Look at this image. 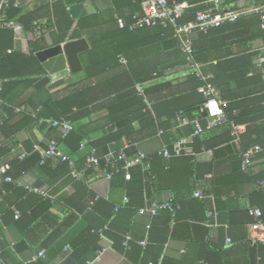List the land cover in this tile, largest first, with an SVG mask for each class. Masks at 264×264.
I'll use <instances>...</instances> for the list:
<instances>
[{"label": "crops", "instance_id": "0c3cea01", "mask_svg": "<svg viewBox=\"0 0 264 264\" xmlns=\"http://www.w3.org/2000/svg\"><path fill=\"white\" fill-rule=\"evenodd\" d=\"M209 1L204 0L200 4H208ZM16 2L22 13H34L37 17L30 22L29 29L0 30V46L9 43L6 52H2L0 57L12 52L34 55L41 72L29 77H35L36 82L47 75L48 70L56 67L67 69V74L63 82L52 89H37L34 87L35 82L12 104L0 97V126L8 119L12 123L20 117L15 109L21 107L25 100L40 104L50 93L83 80L85 67L89 64L98 74L91 84L89 115L77 123L84 129L90 128L91 140H99L106 135L109 127L112 130L121 127L123 130L125 127L121 122L128 123L129 115H132L137 105L125 93L133 86L134 78L145 77L151 71L161 72L159 76L142 83L145 91L143 102L153 111V129H143L137 121H133L131 126L135 135L143 138L135 141L124 138L123 147L132 146L137 151L153 154L172 142V155H192L193 158L185 165L171 167L167 180L162 182L156 192V200H167L177 190L186 194L188 188L183 190L181 185L189 166L193 171L195 190L201 191L203 197L199 198L201 200L197 206L187 205L178 222L185 224L192 234L203 235L212 247L223 246L226 237L232 238L233 242L224 251L225 264H264V245H250L246 240L249 224L255 220L251 210L254 207L261 209L263 204L262 200L254 199L253 196L257 191L256 181L264 178V152L254 157L249 171L242 170L239 147L232 138L225 141L221 127L201 133L206 137L208 149L198 152L191 150L189 127L173 116L178 109H189L195 104L198 97L196 93L199 92L193 89L196 73L188 63L179 62L174 47L177 41H174L173 46L170 38L161 36L160 28L145 27L130 31L117 24L116 19L119 17L129 21L133 13H141L139 0ZM261 2L221 0L224 8L240 10L239 17L252 20H260L258 7ZM62 11L67 12L68 20L74 24L92 16V24L79 29L78 35H73V30H67L66 24L59 18ZM52 22L59 24L55 30L48 27ZM250 31H247L248 36L252 34ZM66 43L77 44L65 51L62 47ZM57 45L61 46L60 52L44 56L40 54ZM241 55H249V59L245 56L244 68L239 58ZM200 56L203 58L199 62L200 71L208 78L215 76L221 87V90L217 88L219 99L240 112H251L256 108L255 113L246 116L252 119V127L262 136L260 140L264 139V38L254 37L249 42H240L237 35L222 37L220 34L212 42L203 40L200 43ZM58 57V60L51 61ZM49 61L47 68L45 63ZM15 69L9 67V70ZM3 83L0 78V89ZM200 113L201 109L197 114ZM112 118L115 120L110 121ZM240 124L245 127L241 133L244 134L246 123ZM58 135V129L55 131L46 126H33L16 135L18 142L13 150L18 152L21 162L10 168V174L17 185L36 184L43 177L40 167L35 164L36 155L23 158L27 151L22 140L31 136L37 143H46ZM176 144H180L178 154L174 152ZM52 159L54 163L57 162V159ZM59 183L60 180L56 184ZM43 186L51 189L46 183ZM89 186L105 197L111 195L117 202H122L125 194L123 188L110 189L106 179H92ZM188 196L194 197L191 193ZM11 203H15L12 198L0 203V258L7 264H134L133 258L109 245L108 239L100 238L92 242L88 220H83L80 213L66 212L62 202L49 206V209L46 204L37 203L20 219L15 216V207ZM208 211L216 212L215 216L209 217L211 225L206 223ZM261 220L264 223V217ZM186 245L184 240L171 239L165 246L164 255L179 261ZM103 247L107 248L98 254ZM41 250L44 255L38 256ZM193 264L204 263L198 260Z\"/></svg>", "mask_w": 264, "mask_h": 264}, {"label": "trees", "instance_id": "16d2710c", "mask_svg": "<svg viewBox=\"0 0 264 264\" xmlns=\"http://www.w3.org/2000/svg\"><path fill=\"white\" fill-rule=\"evenodd\" d=\"M167 2L168 4H173L174 2L187 3V7L177 20L179 23L193 20L196 11L207 6V4H200L204 2V0H167ZM5 13L8 19H13L20 23L22 27L28 29L31 26L30 22L37 17L34 13H22L20 8L13 4H10L9 7L5 9ZM132 15L129 21H125L122 18L125 21V26H123V28L128 29L127 24L131 22ZM59 18L61 22L66 24L67 30L70 28L73 30V35H78L79 29L90 26L93 21V17L88 16L74 24L68 20V14L65 11H62V14L60 13ZM57 26H59L57 22H52L48 25L49 28L54 30ZM145 27L160 28L161 36L170 38L171 42H173V46L174 41H177V46H174L175 54L180 59V63H186L185 54L180 49V41L174 35L170 26L158 24L154 26H144L142 28ZM8 29L11 30L5 27L0 28V30ZM252 30H254V32ZM196 31L198 32L194 34ZM196 31L192 32L190 35L193 48L192 57L196 62H201L203 59L200 56V43L203 40L212 42L217 39L220 34L222 37L237 35L240 42H249L254 37L264 38V29L260 26V20L247 19V17H238L234 21H225L218 26L198 29ZM247 31L252 32V34L248 36ZM225 32H228V34ZM8 46L9 43L3 47L0 46V56H2V52H6ZM245 56L249 59V55H241L239 57L243 63V68L246 65ZM0 60V78L3 79L4 82L0 89V97L7 103L12 104L26 89L33 86L37 79L35 77L30 78L29 76L39 74L41 72V67L32 54L25 55L12 52L7 54L6 57H0ZM9 67L16 69L9 70ZM85 73L86 75L83 80L68 84L63 89L50 93L40 104H35L30 99L25 100L23 105H21L24 106V110L17 111V113H20V117L12 123H9L8 119L0 126V134L2 136V140L0 141V164L7 163L9 165L8 169L0 175V203H5L8 199L12 198L15 202L11 203L15 207V216L16 211H18L19 215L17 218L20 219L37 203H44L46 204V208L49 209V206L62 202L66 212L74 211L80 213L82 214L83 220H88L90 226L89 238H91L92 242H96L100 239L97 230L107 226L104 234L112 241L111 245L115 249L124 251L129 258H133L134 264H193L198 260H202L204 264H225L223 261L224 251L228 249L231 243L226 247H224V245L212 247L208 239L204 238L203 235L196 233L192 234V232L186 228L187 226L185 224L178 222L182 217L181 213L187 205L197 206V203L201 200L197 197L188 196L189 193L192 195L196 191L193 181V171L190 170L189 166L186 168V176L181 185L183 190H186L185 187L188 188L185 195L183 192L180 193L177 190L173 192V195L169 199L164 201L156 200L155 197L162 182L167 180V173L171 171V167L185 165L193 158L192 155L171 154L168 158H165L159 155L157 150L153 154H148V160H144L142 163L133 165L129 168L130 179L128 180L124 177L125 170L122 168V161L117 163L119 169L111 176H105L103 173L99 172L94 165L86 167V156L90 153L91 149H95L97 155H102L108 151L117 153L120 150L124 151L128 157H133L137 154L138 151L135 148L132 146L124 148L122 144L124 138L131 141L143 138V136L135 135L131 126L132 122L137 121L141 128L150 130L153 129L155 122L153 111L146 107L143 102L144 95L136 91L135 84L140 83L142 85L146 80H152L159 76L161 72L151 71L145 77L137 76L134 78L135 81L133 82V86L125 93V95L137 105L132 115H129L128 123L121 122L125 127L123 130H121V127L117 130H112V128L109 127L106 135L99 140H91L89 137L90 128L84 129L83 126H79L77 123V121L89 115L91 84L94 76L98 74L89 64L85 67ZM194 78L196 84L193 89L195 90L197 89L199 91V87L204 84V82H209L218 88V90H221L215 76L201 80L195 74ZM196 94L200 98L197 97L195 104L189 109H178L174 113V118L179 119L181 123L183 118L189 121L197 120L204 127L202 132L221 127L223 135L225 134V141H230L232 138L230 135L231 121L239 124L246 123V132L240 135L237 143L239 147L238 157L240 165L241 150L259 144L263 147V150L255 156L264 152V139L260 140L262 136L259 135L257 129L255 130L252 127V119L246 116L249 113H255L256 108L252 109L251 112H240L236 108H232L226 104L224 107L225 121L213 127L205 128L207 123V112L202 109V104L205 99L200 91ZM199 109H201V113L197 114ZM62 118L71 122L72 129L66 135L63 136L60 134L54 139L57 141L58 148L72 160L75 170L80 171L86 167L82 177L77 178L70 172L67 161L57 159V162L54 163L52 158H46L43 163H40L41 154L40 151L35 148V145L45 148L47 142L37 143L31 136L22 140V145L27 151V154L23 158L27 157V155L30 157L36 155L35 164L40 167L43 174L42 179L38 183L32 185L43 186V184L46 183L51 188L49 190L50 193L55 196V200L52 203L49 199H43L40 195L30 192L25 185H17L14 177L10 174V168L21 162V159L18 157V152L13 150V147H15L18 142V140H16V135L19 132L28 130L33 126L40 128L42 126L51 127L56 131L57 128L51 126L45 120H58ZM113 120L115 119H110V121ZM185 126L189 127L191 132V150L193 152H198L208 149L209 146L207 145L206 137H204L205 135H201L202 132L194 134V125L191 122L185 124ZM166 146L165 148L172 153L173 143L169 142ZM146 164L149 166L148 168H145ZM102 167H104L103 161L98 165V168ZM183 167L185 168V166ZM106 169L110 170V167L106 166ZM6 175L11 177V181H5L4 178ZM92 179H106L110 189H125L123 197L126 196L128 201L124 202L122 197V202H117L118 200L111 198V195L105 197L97 193V191L92 190L89 186ZM262 179L264 178L258 180ZM59 180L60 183L56 184ZM66 186L68 187L67 189H65ZM95 196L98 197L95 198ZM253 198L263 201V204L260 206L261 217L263 219L264 187L257 188ZM150 202H171L172 208L160 209L154 216L137 213L140 207ZM176 204L178 207H175ZM115 206H118L116 210L114 209ZM138 216L141 218L136 219ZM147 224L150 225L148 229L146 228ZM127 233L130 234L131 239L128 240L126 244H123L125 240L124 236ZM146 234L148 236V243L143 247L138 242L143 239ZM171 239L184 240L187 244L185 252L179 261L164 255L165 246ZM246 240L249 244L248 235ZM231 242H233L232 238Z\"/></svg>", "mask_w": 264, "mask_h": 264}, {"label": "built area", "instance_id": "2783aa9c", "mask_svg": "<svg viewBox=\"0 0 264 264\" xmlns=\"http://www.w3.org/2000/svg\"><path fill=\"white\" fill-rule=\"evenodd\" d=\"M10 4L16 5V0H0V28H10L14 31H20L22 29V25L13 19H8L5 13V9L9 7ZM141 13H134L132 15V20L129 24H127V28L129 30L142 28L144 26H154V25H163L170 26L174 32V35L180 41V49L183 51L186 57V63H188L196 75L201 79L205 80L207 78L200 71V63L196 62L193 57V48L190 40V35L192 32L198 29H206L208 27H214L222 24L225 21H234L237 19L241 11L236 9H226L222 6L221 0H210L206 7L196 11L195 17L193 20H190L185 23H179L177 20L184 12V9L187 7V3L185 2H174L173 4H168L167 0H139ZM260 12V26L264 29V0H262L261 4L258 7ZM117 23L120 27L125 26V21L122 18L117 19ZM136 91L144 95L143 87L140 83L135 84ZM199 91L204 96V102L202 104V109L207 112V123L205 128L213 127L223 121H225L224 107L227 102L219 99L217 88L209 82H204L199 87ZM16 111L24 110V106L18 107L15 109ZM51 126L56 127L61 135H66L71 129L72 124L69 120L66 119H47L45 120ZM191 122L194 125V134H199L203 131L204 127L197 120L189 121L186 118L182 119V123L187 124ZM231 130L230 135L232 137L233 142L238 143L240 134L243 133L245 127L243 124L235 123L233 121L230 122ZM162 132L161 130L159 131ZM1 145V144H0ZM35 148L41 152L40 163H43L46 158H55L61 161H67L70 172L80 178L83 176L86 167L90 165H94L97 167V170L103 173L105 176H111L114 172L118 171L117 163L122 161V168L125 170L124 177L125 179H130L129 168L133 165L140 164L144 160L149 159V155L138 151L137 154L133 157H128L126 153L122 150L115 153L113 151H108L102 155H97L95 149H91L90 153L86 156V167L80 171H77L73 167V162L71 159L67 157L57 145V141L54 138H51L47 141L46 147L41 148L39 145H35ZM263 147L259 144L250 146L246 149L240 151L241 158V169L249 170L252 168L254 157L257 153L261 152ZM175 153L180 152V144H176ZM159 155H162L165 158H168L171 153L163 147L157 151ZM23 154L20 156L22 157ZM103 161L102 168H98L99 163ZM110 167V170L106 169ZM9 165L6 163L0 164V175L4 173L8 169ZM149 166L146 164L145 168ZM5 181H11V177L6 175ZM30 192L36 193L40 195L43 199H49L52 203L55 200V196L50 193V191L45 186H36L32 184L25 185ZM256 187H264V179L258 180L256 182ZM194 197L202 198L203 194L201 191L196 190L194 192ZM98 196H95L97 198ZM123 201L127 202L128 198L126 196L123 197ZM118 206H115V210ZM175 207H178L176 204ZM172 204L169 203H157L150 202L137 210L138 214L150 215L154 216L158 210L160 209H171ZM251 213L255 216V220L249 224L248 228V241L250 245L263 244L264 245V223L261 220V210L257 207H254L251 210ZM19 212L16 211V217H18ZM216 212L208 211L206 223L211 225L209 222V217L215 216ZM150 227L149 224L146 225L148 229ZM107 229V226L99 228L97 232L99 233L100 238L108 239L104 231ZM125 240L123 244H126L128 240L131 239L130 234H125ZM109 245L112 244V241L109 240ZM141 246H145L148 243L147 234L145 237L138 242ZM231 243V238L226 237L224 247ZM107 247H103L98 251V254L103 252ZM43 250L39 251L38 256H43ZM0 264H7L0 258ZM139 264V263H137ZM151 264V263H149Z\"/></svg>", "mask_w": 264, "mask_h": 264}, {"label": "water", "instance_id": "95a60500", "mask_svg": "<svg viewBox=\"0 0 264 264\" xmlns=\"http://www.w3.org/2000/svg\"><path fill=\"white\" fill-rule=\"evenodd\" d=\"M77 43H66L62 49H64L65 51H68V49L70 48V46L72 45H75ZM61 51V46L60 45H57L55 47H53L52 49H49L47 51H43L42 54L43 56L44 55H47L48 53H58ZM59 57L57 59H52L51 61L53 60H58ZM47 62L45 63L46 64V67L48 68L49 65H50V62ZM57 69H54V70H48V74L45 75L44 77H42L40 80H38L35 84H34V87L35 88H39V87H47L48 89H52L56 86H58L59 84H61L63 82V77L67 74V69L65 68H59L56 67Z\"/></svg>", "mask_w": 264, "mask_h": 264}]
</instances>
